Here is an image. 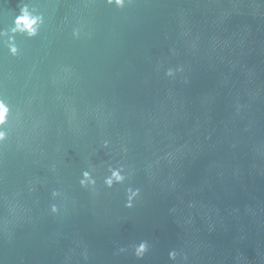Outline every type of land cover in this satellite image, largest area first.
I'll return each instance as SVG.
<instances>
[{
	"label": "water",
	"instance_id": "95a60500",
	"mask_svg": "<svg viewBox=\"0 0 264 264\" xmlns=\"http://www.w3.org/2000/svg\"><path fill=\"white\" fill-rule=\"evenodd\" d=\"M0 264H264V0H0Z\"/></svg>",
	"mask_w": 264,
	"mask_h": 264
},
{
	"label": "clouds",
	"instance_id": "9594fccd",
	"mask_svg": "<svg viewBox=\"0 0 264 264\" xmlns=\"http://www.w3.org/2000/svg\"><path fill=\"white\" fill-rule=\"evenodd\" d=\"M4 111L6 112V109H4Z\"/></svg>",
	"mask_w": 264,
	"mask_h": 264
}]
</instances>
